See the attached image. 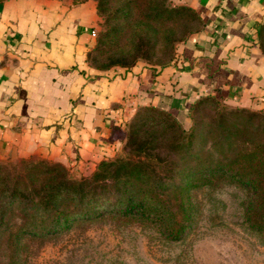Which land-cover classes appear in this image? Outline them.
Returning a JSON list of instances; mask_svg holds the SVG:
<instances>
[{
    "label": "crops",
    "instance_id": "0c3cea01",
    "mask_svg": "<svg viewBox=\"0 0 264 264\" xmlns=\"http://www.w3.org/2000/svg\"><path fill=\"white\" fill-rule=\"evenodd\" d=\"M175 1L202 25L168 65L105 70L86 60L99 29L95 0L0 1V161L45 160L86 176L118 153L140 107L185 125L204 96L264 113V0Z\"/></svg>",
    "mask_w": 264,
    "mask_h": 264
},
{
    "label": "trees",
    "instance_id": "16d2710c",
    "mask_svg": "<svg viewBox=\"0 0 264 264\" xmlns=\"http://www.w3.org/2000/svg\"><path fill=\"white\" fill-rule=\"evenodd\" d=\"M95 1L97 12L106 13L108 25L86 56L97 69L133 66L160 46L161 36L169 53L167 62L157 65L164 67L174 59L178 44L202 25L194 9L175 0H118L114 10L108 6L113 0ZM181 17L197 23L182 40L168 32ZM93 53L95 61L97 56L104 58L101 66L90 63ZM208 102L221 105L212 96L200 97L191 103L189 118ZM223 108L211 123L217 133L212 137L217 158L203 149L194 150L199 121L190 118L184 127L171 112L148 105L140 107L126 124L127 139L139 135L143 126L139 112L144 110L152 116L150 127H164L173 135L167 149L177 160L147 151L150 139H144L135 157L116 154L100 161L88 177L75 178L61 164L45 160L0 163V264H25L21 254L25 237L41 238L68 230L78 220L104 215L152 224L167 239H181L195 216L192 190L214 180H229L248 190L245 220L251 229L264 232V141L257 139L263 131L260 124H252V119L264 113ZM240 118L245 119L243 124ZM13 215H22L21 220L13 222Z\"/></svg>",
    "mask_w": 264,
    "mask_h": 264
},
{
    "label": "rangeland",
    "instance_id": "374dc122",
    "mask_svg": "<svg viewBox=\"0 0 264 264\" xmlns=\"http://www.w3.org/2000/svg\"><path fill=\"white\" fill-rule=\"evenodd\" d=\"M119 4L118 0H113L108 6L114 10ZM98 16L96 39L108 27L104 22L106 13L98 12ZM180 19L179 24L169 27L168 32L171 37L182 40L197 23L187 17ZM160 43L155 51L147 52V58H139L137 62L154 65L167 62L169 52L164 47L166 40L163 36ZM94 55L91 54L90 63L101 66L104 58L97 56L95 61ZM220 110L225 109L208 102L193 111L190 117L191 122L199 121L198 133L193 140L194 150L203 149L213 158H217L219 152L212 148V137L217 133L211 123L215 113ZM139 113L140 122H143L139 135L128 140L127 125L119 135L121 147L117 155L135 157L143 140L150 139L145 148L147 151L157 152L163 159L177 160V155L167 149L174 139L171 132L164 127H150L152 116H148L144 110ZM263 115L252 119V124H260L263 131L257 137L260 141H264ZM154 118L160 116L155 115ZM238 121L243 124L245 119ZM143 129L146 131L143 132ZM71 175L75 178L86 177ZM212 183L192 190L195 216L190 229L181 239H167L152 224L104 215L92 220H78L68 230L41 238L25 237L22 240V258L25 264H264V232L251 229L244 216L248 190L229 180H214ZM21 216L13 215V222H19ZM0 260H3L1 255Z\"/></svg>",
    "mask_w": 264,
    "mask_h": 264
},
{
    "label": "built area",
    "instance_id": "2783aa9c",
    "mask_svg": "<svg viewBox=\"0 0 264 264\" xmlns=\"http://www.w3.org/2000/svg\"><path fill=\"white\" fill-rule=\"evenodd\" d=\"M92 34H93V35H95V34H96L95 30H93V31H92Z\"/></svg>",
    "mask_w": 264,
    "mask_h": 264
}]
</instances>
